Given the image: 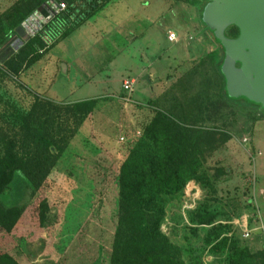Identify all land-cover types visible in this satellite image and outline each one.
Masks as SVG:
<instances>
[{
	"label": "rangeland",
	"instance_id": "rangeland-1",
	"mask_svg": "<svg viewBox=\"0 0 264 264\" xmlns=\"http://www.w3.org/2000/svg\"><path fill=\"white\" fill-rule=\"evenodd\" d=\"M81 3L86 7V1ZM119 6L125 5L120 2ZM169 20L174 27L180 22L169 13L159 19L168 24ZM20 26L0 48V62L30 37ZM201 51L190 63L185 57L178 60L182 64L178 69L167 79L155 81L156 91L145 107L146 121L137 120L139 127L129 139L117 129L116 106L111 112L104 111L95 123H84L78 111H66L83 102H58L36 95L28 80L12 73L0 78V139L19 145L24 133L21 122L30 113L34 116L27 119L32 122L29 128L37 133L34 148L41 154L42 145V153L52 162L14 229L9 233L0 228V253L18 264H109L121 216L120 168L159 112L198 133L202 147L192 157L193 165L199 167L196 178L188 179L178 194L163 199L165 217L160 231L180 250L184 264H224L227 250L212 249L225 238L248 253L249 264H264V111L241 100L223 99L222 80ZM56 81L54 87L63 83L69 88L59 77ZM106 100L115 101L113 97ZM50 140L53 144L46 150L44 142ZM101 140L107 151L100 147ZM0 173L7 175L5 170ZM203 212H211L213 223L195 226L192 219ZM244 213L259 217L251 223L258 230L250 239L242 238L230 224ZM214 225H220L218 236L211 235V243L206 244V231Z\"/></svg>",
	"mask_w": 264,
	"mask_h": 264
},
{
	"label": "trees",
	"instance_id": "trees-1",
	"mask_svg": "<svg viewBox=\"0 0 264 264\" xmlns=\"http://www.w3.org/2000/svg\"><path fill=\"white\" fill-rule=\"evenodd\" d=\"M48 1L17 0L1 13L0 48L5 46L9 34L33 12L47 5ZM57 1L65 3L66 10L59 13L56 18L69 22L70 17L73 16L69 27L60 35L61 39L111 0ZM81 1H86V7ZM183 1L198 10L199 21L200 12L208 0ZM50 28L49 21L39 33L28 38L15 54L0 62V78L6 77L8 73L17 77L21 71L30 66L37 58L36 50L44 45L43 38L47 36ZM226 34L234 38L238 35V29L230 27ZM208 35L215 45V50L205 56L222 80L220 96L227 102H238L229 100L225 95L224 81L218 71L222 60L221 49L214 43L212 36ZM93 106L94 101H86L71 106L66 111L71 110V113L78 111L83 122L90 116ZM33 116L27 113L21 122L24 133L19 145L14 140L0 139V151H4V154L0 153V171H7V175L0 173V228L9 233L22 217V213L29 208L30 202L38 192L43 174L52 165L50 156L42 153V145H40L41 154L34 148L33 143L37 133L29 128L32 122L27 120ZM37 132L40 135L41 131ZM198 139L199 134L185 124H176L173 120L167 119L163 113L157 112L144 130L143 136L131 147L118 177L121 216L117 223L109 264H184L180 250L160 231L165 217L163 199L178 194L180 187L188 179L196 178L199 167L193 165L192 157L202 151ZM44 144L48 150V146L53 142L45 141ZM257 218L256 214L249 216L250 228L252 221L255 222ZM192 222L195 226L212 224L211 212L198 214ZM219 227L220 225H214L206 231V244L211 243V235H216ZM190 231L197 233V229ZM219 247L221 251L227 250L224 264H249L248 253L240 251L235 243L228 241L227 238L213 245L212 251L219 252ZM0 264L18 263L10 255L0 253Z\"/></svg>",
	"mask_w": 264,
	"mask_h": 264
},
{
	"label": "crops",
	"instance_id": "crops-1",
	"mask_svg": "<svg viewBox=\"0 0 264 264\" xmlns=\"http://www.w3.org/2000/svg\"><path fill=\"white\" fill-rule=\"evenodd\" d=\"M15 1L0 0V14ZM159 1L165 4L160 5ZM56 2L49 0L35 12L44 17L49 12V3ZM120 2L124 8H120ZM180 5L183 9L178 7ZM167 13L173 18L178 17L179 24L174 27L171 20L169 24L160 23L159 19ZM72 20L73 16L69 22L56 16L50 20L51 28L43 38L44 45L36 50V60L17 77L28 80L36 95L51 100L69 103L94 101L92 112L84 123H95L104 111L111 112L110 109L116 106L118 113L114 121L119 133H127V139L132 138L139 127L137 120L146 121L148 110L145 107L156 91L155 81L167 79L170 72L179 68L181 62L178 60L183 57L190 63L198 57L201 49L205 54L215 50L198 21V10L183 0H111L60 39V32L68 28ZM20 27L30 37L41 30H35L37 26L34 24ZM168 32L176 33L177 43L167 40ZM27 40L20 41L19 47ZM145 76L149 82L144 80ZM58 77L69 88L63 83L54 87ZM125 79L137 81L129 95L132 101L129 104L124 102L127 95L122 82ZM77 80L79 84H76ZM109 97L115 101H107ZM97 113L100 115L96 116ZM91 134H95L94 130ZM100 147L107 151L103 140Z\"/></svg>",
	"mask_w": 264,
	"mask_h": 264
},
{
	"label": "water",
	"instance_id": "water-1",
	"mask_svg": "<svg viewBox=\"0 0 264 264\" xmlns=\"http://www.w3.org/2000/svg\"><path fill=\"white\" fill-rule=\"evenodd\" d=\"M48 23L35 12L22 27ZM199 23L220 46L222 60L218 66L226 97L243 101L264 111V0H208ZM230 27L238 29L234 38L227 36ZM144 80L149 82L148 76Z\"/></svg>",
	"mask_w": 264,
	"mask_h": 264
},
{
	"label": "built area",
	"instance_id": "built-area-1",
	"mask_svg": "<svg viewBox=\"0 0 264 264\" xmlns=\"http://www.w3.org/2000/svg\"><path fill=\"white\" fill-rule=\"evenodd\" d=\"M65 10H66V4L63 2L58 1L56 2V4L49 3V12L46 16H44V18L49 22L54 16H57L59 13L64 12ZM167 40L169 42L177 43L178 37L176 33L168 32ZM136 82H137L136 79H125L122 82V89L124 93H126L127 95V97L124 99V102L126 104L132 103L129 95L133 92ZM123 139H124L123 137H120V140ZM231 224L239 230L242 238L244 239H250L253 231L258 230V228L252 229L249 227V216L247 214H243L240 217H236L235 219L232 220Z\"/></svg>",
	"mask_w": 264,
	"mask_h": 264
}]
</instances>
